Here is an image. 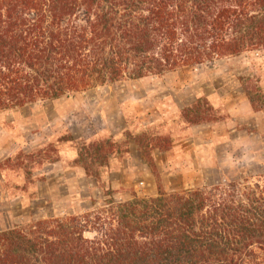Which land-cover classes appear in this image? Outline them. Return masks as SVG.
Returning a JSON list of instances; mask_svg holds the SVG:
<instances>
[{"label":"trees","instance_id":"trees-1","mask_svg":"<svg viewBox=\"0 0 264 264\" xmlns=\"http://www.w3.org/2000/svg\"><path fill=\"white\" fill-rule=\"evenodd\" d=\"M250 51H264V0H0V113ZM212 111L200 98L182 115L200 125ZM145 136L135 141L158 180ZM112 148L84 144L78 165L98 181ZM103 189L109 199L84 215L0 232V264H264L260 182L179 193L158 183L126 202Z\"/></svg>","mask_w":264,"mask_h":264},{"label":"rangeland","instance_id":"rangeland-1","mask_svg":"<svg viewBox=\"0 0 264 264\" xmlns=\"http://www.w3.org/2000/svg\"><path fill=\"white\" fill-rule=\"evenodd\" d=\"M240 89L247 99L251 95L252 111L238 104L239 114L232 115L237 104L229 96ZM200 98L212 105L214 121L189 124L183 110ZM142 134L158 180L135 141ZM10 138L19 148L7 159L0 152V177L6 178L9 199L24 196L29 209L23 219L18 220L17 202L13 209L14 225L25 231L40 220L102 207L109 199L103 188L113 191L116 202H126L134 195L156 196L158 183L167 193L232 182L264 185V51L2 112L0 150ZM104 140L113 148L107 151V167L100 166L102 161L94 166L100 172L97 181L78 165V152L84 144ZM47 173H52L48 180ZM7 211L0 203L1 218Z\"/></svg>","mask_w":264,"mask_h":264},{"label":"crops","instance_id":"crops-1","mask_svg":"<svg viewBox=\"0 0 264 264\" xmlns=\"http://www.w3.org/2000/svg\"><path fill=\"white\" fill-rule=\"evenodd\" d=\"M229 100L233 101L235 103V105L237 104L236 107H233L232 111L231 110L229 111L230 114H232V115L233 114H239V112L236 111V108H239L238 104L244 105L245 107L247 106V108H245V111H246V109L252 111V107H251L252 104L249 102V99H247L245 93H243V91L241 89L239 92H237V94H234V93L230 94ZM13 142L14 141L11 138L6 141L5 145L2 147V150H0V152H3L5 154V156H3L1 158L7 159L10 157H13L16 154L19 146L16 144V142H14V143ZM7 144L9 145V147ZM11 145H13V151L9 152L8 150H6V148L7 147L10 148ZM3 153H1V154H3ZM50 174H52V173H47L45 175L47 180L49 179ZM1 175H2V178L4 180L0 177V203H6L7 209H8L7 218H4L6 220V222L4 221L3 218L0 217V232H4V231H7V230L12 229V228H18V226H15L14 223L17 222L18 220L23 219L22 216H23L24 212H26L29 208H26V205L24 202L25 200L23 198L24 196L23 197L21 196V197L16 198V199L15 198L9 199V196L4 189V186L6 184V180H5L6 178L3 175V173ZM37 183L43 184V182H40V181ZM39 194L41 195V191L39 192ZM15 202H17V204L19 206L17 212H19L21 214V217L18 220H17L18 215H14L15 211L13 209V204ZM6 228H7V230H5Z\"/></svg>","mask_w":264,"mask_h":264}]
</instances>
